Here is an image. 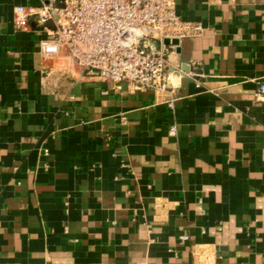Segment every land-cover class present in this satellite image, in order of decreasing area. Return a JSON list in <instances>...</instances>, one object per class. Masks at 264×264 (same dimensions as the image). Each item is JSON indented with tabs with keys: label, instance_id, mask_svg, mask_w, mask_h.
Masks as SVG:
<instances>
[{
	"label": "crops",
	"instance_id": "crops-1",
	"mask_svg": "<svg viewBox=\"0 0 264 264\" xmlns=\"http://www.w3.org/2000/svg\"><path fill=\"white\" fill-rule=\"evenodd\" d=\"M47 4L0 0V264H264V0H174L161 98L42 57Z\"/></svg>",
	"mask_w": 264,
	"mask_h": 264
},
{
	"label": "built area",
	"instance_id": "built-area-1",
	"mask_svg": "<svg viewBox=\"0 0 264 264\" xmlns=\"http://www.w3.org/2000/svg\"><path fill=\"white\" fill-rule=\"evenodd\" d=\"M63 6H18L14 25L22 29L30 21L39 27L52 22L54 29L47 30L51 39L41 44L42 57H66L89 78L109 83L118 93L150 91L159 98L171 93L167 60L176 46L164 40L202 32L200 25L180 19L174 0H63ZM127 31L135 34L125 46L120 38ZM256 98L264 102V84ZM166 102L173 108L172 99Z\"/></svg>",
	"mask_w": 264,
	"mask_h": 264
},
{
	"label": "water",
	"instance_id": "water-1",
	"mask_svg": "<svg viewBox=\"0 0 264 264\" xmlns=\"http://www.w3.org/2000/svg\"><path fill=\"white\" fill-rule=\"evenodd\" d=\"M53 2H54V6H55L56 8L61 9V8L64 7V6H63V0H53ZM134 34H135L134 31H127V32H125V33L121 36V38H120V42H121V44H123V45H125V46L129 45V44H130V39H131V37H132ZM178 42H179L178 40H172L171 42H170L168 39H165V40H164V44H165V45H169V44L171 43V44L174 45V46H178Z\"/></svg>",
	"mask_w": 264,
	"mask_h": 264
}]
</instances>
